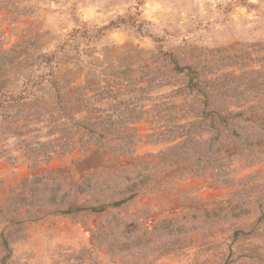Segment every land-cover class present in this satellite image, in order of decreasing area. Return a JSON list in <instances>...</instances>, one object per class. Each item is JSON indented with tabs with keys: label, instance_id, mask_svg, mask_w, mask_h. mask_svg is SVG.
I'll return each mask as SVG.
<instances>
[{
	"label": "rangeland",
	"instance_id": "obj_1",
	"mask_svg": "<svg viewBox=\"0 0 264 264\" xmlns=\"http://www.w3.org/2000/svg\"><path fill=\"white\" fill-rule=\"evenodd\" d=\"M263 77L264 0H0V264H264Z\"/></svg>",
	"mask_w": 264,
	"mask_h": 264
},
{
	"label": "trees",
	"instance_id": "obj_2",
	"mask_svg": "<svg viewBox=\"0 0 264 264\" xmlns=\"http://www.w3.org/2000/svg\"><path fill=\"white\" fill-rule=\"evenodd\" d=\"M136 10H138V8ZM134 20L135 19H131L130 22ZM126 22H127L126 20L121 19L118 22L110 23L109 26L105 28L106 29H110V28L118 29L119 24L126 23ZM52 59H53V56H49L46 59L47 63L51 62ZM50 77H52V79H48L49 82L50 80L53 81L55 79L54 73H52ZM30 80H31L30 78H26L24 76L21 77L22 86L25 87L26 85H28ZM202 87H203L202 83H200V81L197 78L196 85L193 89H196L197 92L204 93V91H202ZM83 89H86V87H84ZM245 94H254V96H256V98L258 99L257 101H253L255 103H249V104L245 103L244 105H238L237 106V108H239L238 111H234L230 109V107L228 106L226 108L224 107L221 110L213 109L211 113H207L206 115L207 117L211 119L212 129L216 131L217 134H221L222 130H226L227 133L230 135V137L234 138L233 140H231L230 143H228L227 146L223 147L226 155L229 157L230 160H236V158L242 155L244 156L245 152L243 151L246 149L250 153L249 155L253 154L255 158H259L261 156V153L264 154V137H262V139L251 140L248 137L249 133L244 135L243 132H239V129H242L244 127L241 125V122H242L248 125H251V124L256 125L257 134L261 132L264 133V77L260 83H255L253 87L249 86L240 93H234V95L237 97L241 95H245ZM226 95H227L226 93L217 92L215 93L214 97L224 98L226 97ZM16 97L24 98V97H21L20 94H17ZM9 102L10 101H7V100L0 101V106L2 107V109H4L5 106ZM86 120H89V118H86ZM235 125L239 128L238 130H233ZM87 132L91 135V134H94L95 130H93V128H89L87 129ZM239 134H241L242 136H246V137L241 138ZM234 136L237 139H239V141H237ZM98 138H101V139L104 138L103 134L101 133V135H99ZM87 148L88 149L85 152V155H89L90 153H92V151L94 152V148H92V145L90 142L87 144ZM95 149H100V148H95ZM123 203H125V201L116 202L115 204L119 206V205H122ZM84 209L85 208H82V207H79V208L71 207L69 211H67V213H74V212H77L79 210H84ZM87 210H91L92 212L104 211L103 208L97 209L94 207L91 209H87ZM243 234L245 233L242 231H237L236 233H234L233 237L236 238Z\"/></svg>",
	"mask_w": 264,
	"mask_h": 264
}]
</instances>
